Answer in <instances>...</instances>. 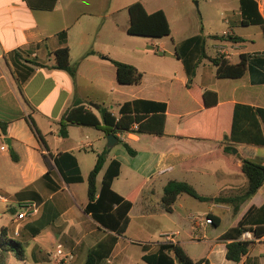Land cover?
Here are the masks:
<instances>
[{
  "label": "crops",
  "instance_id": "1",
  "mask_svg": "<svg viewBox=\"0 0 264 264\" xmlns=\"http://www.w3.org/2000/svg\"><path fill=\"white\" fill-rule=\"evenodd\" d=\"M235 1L238 3L236 19L228 17L225 22L230 26L248 27L242 23L241 0ZM255 1L264 19V0ZM136 2H141L149 13L163 10L171 26L168 11L158 5L160 0H0V123L6 126V131L0 126V139L8 146L4 152L9 157L0 161V176L6 182L0 185V192L7 194L0 193V196L6 199H2L4 202L20 205L33 201L39 206L37 214L22 221L15 219L20 208L17 212L15 207H8L16 213L11 220L14 226L1 223L0 228H10L13 237L25 245L26 252L33 254L37 264L52 262L49 244L57 248L53 258L63 264H77L82 256L86 261L89 251L111 234L85 211L88 200L79 201L76 190H70L87 181L88 197V178L84 171L89 176L95 167L98 154L104 150L102 141L105 137L101 129L77 124H69L67 136H63L62 118L76 102H81L86 110L99 118L101 106L118 115L121 106L127 102L139 99L163 102L167 104V125L174 134L127 133L122 140L137 151L136 156H131L120 142L111 148L99 176L103 179L113 159L120 161L121 172L114 180L113 189L124 198L133 199L134 203L129 212L127 232L119 237L111 255L102 264H148L144 255L156 253L160 244L166 242L165 239L147 247L143 245L140 259L134 263L130 248L135 242L126 236L133 220L146 223L156 219L158 209L146 206L147 195L158 196L160 212H166L162 197L169 181H186L197 190L214 189L209 193L198 190L201 195L213 198L231 196L247 186L238 150L225 153L223 139L231 133L236 104L264 108V51H244L247 39L229 32L228 36L241 39L233 42L227 38H213V52L209 51L206 42L207 54L215 57L216 48L228 47L235 50L231 57L234 63L245 54L250 66L243 77L219 78L217 67L205 59L197 68L192 86L188 87V77L179 59L178 72L164 78L161 73L145 67L144 55H155L161 52L160 48L172 55L167 44L151 38L147 48L143 49L138 46L137 36L128 33V7ZM63 32L65 39L61 38ZM64 47L70 49L75 76L56 67L54 53ZM112 60L137 67L144 73L143 81L134 85L120 84ZM202 90L216 94L215 106L205 107ZM97 91L102 95H97ZM92 103L99 108L91 106ZM96 146H99V152L94 150ZM253 147L255 161L264 164V157L258 156V149L264 146ZM115 149L119 150L113 154ZM11 152L16 160L11 157ZM65 154L72 155L75 160ZM57 159H61L66 172H74L77 167L83 181L65 182ZM124 174L125 182L119 183L117 189L115 185ZM102 179L100 182L98 179L99 188ZM158 187L162 189L159 195ZM183 195H179L173 205L172 215ZM140 201L143 205L141 214L134 216ZM207 202L214 204L209 207L205 219L220 217L218 227L214 221L206 224L204 218L195 220L190 215V221L185 219L189 226L186 239L176 237L181 236L180 231L163 232V236L174 235L171 242L180 244L195 261L205 260L201 264H264V227H261L260 236L254 233L258 240L252 241L249 251L239 262L226 258L227 244L231 241L222 239V235L237 226L251 207L264 206V183L237 211L231 204ZM3 216L0 211V222ZM226 217L230 223L221 229ZM209 225L214 226L213 234L209 232ZM45 230L46 240L42 235ZM142 230H147L145 225ZM193 244L201 245L200 254L194 255L188 249ZM59 251L64 254L60 255Z\"/></svg>",
  "mask_w": 264,
  "mask_h": 264
},
{
  "label": "trees",
  "instance_id": "2",
  "mask_svg": "<svg viewBox=\"0 0 264 264\" xmlns=\"http://www.w3.org/2000/svg\"><path fill=\"white\" fill-rule=\"evenodd\" d=\"M242 23L245 26H260L264 33V19L262 18L258 3L255 0H241ZM130 23L128 33L133 36L161 39L171 36V26L163 10L149 13L141 2H136L128 7ZM204 28L202 27L201 30ZM216 40H224L227 37L233 41L241 38L233 36H211ZM65 39V33L61 34ZM207 38L198 35L188 39L183 45L177 46L176 55L183 62L187 77L188 87L192 86L199 64L208 59L217 67L219 78H241L249 68L248 57L243 54L240 61L234 63L231 57L217 54L211 57L206 50ZM56 67L66 70L73 76L76 67L71 65L69 47L57 50L55 53ZM117 70V80L120 84L134 85L143 81L144 73L134 65L112 60ZM202 97L206 108L217 104L216 94L202 90ZM210 98H214L212 101ZM167 104L149 100H134L123 104L119 114H113L108 108H100V118L90 110H86L81 102L74 106L64 115L61 121L62 134L67 136L66 127L69 124L87 125L105 131L108 136L111 133L123 134L131 132L133 126L138 124L136 133L139 135L166 136L174 135L167 125ZM0 126L6 131L5 124ZM41 141L45 144L43 136L37 131ZM177 136V135H176ZM120 144L124 146L131 156H136L137 151L130 144L120 138ZM224 152L232 154L237 149L242 159V172L247 178V186L231 196L221 195L210 197L201 195L198 190L186 181L171 180L164 187L162 205L166 212H173V205L181 194H187L199 201H214L215 203L231 204L237 211L239 206L250 199L264 183V164L255 161V149L253 146H264V108L252 107L244 104H236L233 113L232 129L229 135H225ZM111 149L106 148L97 156V163L88 176V204L85 208L101 227L111 232L105 239L92 248L84 264H102L112 253L119 237L124 236L130 224L129 212L133 207V199H126L113 189L114 180L120 175L121 162L113 159L108 165L102 179V185L98 187V176L104 169L108 154ZM64 156H72L65 154ZM11 157L16 156L11 152ZM75 160V158L72 156ZM77 163V162H76ZM61 175L67 183H79L83 177L76 167L74 172H66L62 167L61 159L56 160ZM215 227L220 225L221 219L212 216ZM264 227V206L251 207L237 226L229 228L222 239L230 240L227 244L226 258L239 262L247 254L252 241L240 240L246 231H252L258 237ZM113 233V234H112ZM115 233V234H114ZM147 247V245H144ZM13 255L18 261L26 260L25 245L13 237V232L8 227L0 228V264H8L6 258ZM148 264H201L205 260L195 261L180 244L164 242L159 250L143 257Z\"/></svg>",
  "mask_w": 264,
  "mask_h": 264
},
{
  "label": "rangeland",
  "instance_id": "3",
  "mask_svg": "<svg viewBox=\"0 0 264 264\" xmlns=\"http://www.w3.org/2000/svg\"><path fill=\"white\" fill-rule=\"evenodd\" d=\"M158 5L164 7L169 13V16L171 18L172 34L167 38L157 40L165 42L167 44V49L173 54L169 55L167 53H164L162 48H160L161 52L156 53L155 55H144V62L146 65L145 67H147L151 71L161 73L162 75H164V78H168L179 70V65L177 63V60H179V58L176 55L177 46L179 47L183 45L188 39L198 35H202L207 38L209 51L211 52H213L214 49L213 47H211V44L214 43V41L213 38L210 37V35L215 34L227 36L229 32L232 34L235 33L236 35L242 36L247 39L246 46L243 48L244 51H264V33L260 26H230L225 22L228 17H230L231 19H236V6L238 5V3H236L235 0H160ZM202 27L204 28L203 30H201ZM136 38L138 40V46L142 47L143 49H146L148 43H150L151 41V38L149 37L137 36ZM227 39L233 41L228 37ZM225 46H228V44ZM216 49L217 51L213 54H222L220 51H218V48ZM224 50L229 53V57H232V53L235 51L234 49H230L228 47L224 48ZM210 67L215 68L214 66ZM96 94L102 95V92L97 91ZM102 132L103 137L105 136L102 141V149L105 150L107 148V135L105 134V131L102 130ZM5 147H8L6 145V142L0 139V161H4L5 158H9L7 157V153L4 152ZM117 148L123 150V148L120 146H118ZM119 149H115L113 151V154H116ZM94 150L99 152V146H96ZM258 156L264 157V147L258 149ZM84 175L87 179L88 172H86V170L84 171ZM98 179L100 182L102 176L100 175ZM124 180L125 174L120 178L119 181H117L118 183L115 185V187L118 189V184L124 183ZM4 183H6L5 180L1 179L0 176V185H4ZM77 186V188L72 187L70 188V190H76V192L79 194V201H87V181ZM198 190L201 193H209L214 191V189L204 190L201 188H198ZM161 192L162 189L158 187L157 194L159 195ZM0 193H4L5 195H7L3 191H1ZM145 202L147 207L156 210L158 209V215L156 219L149 220L146 223L139 220H133L130 229L131 231L126 236V238L132 239V241L135 242L134 245H132L130 248V254L132 255V260L134 261V263L140 259L143 245L162 242L166 239V237L162 234L163 232L176 233L177 231H180L179 233H181V236L176 237H178L179 239H186L188 237L189 226L186 224L185 219H189L190 221L192 218H204L205 220V215L209 211V207L214 204L213 202H202L189 195L184 194L182 201H179L177 203L176 213L172 215L169 212H160L161 202L156 195H147ZM181 204L183 206H180ZM142 206V201H140L137 204L134 216H139L141 214ZM8 207H15V210L18 212L20 205L17 204V202L9 203L4 202L2 201V199H0V211L4 213L0 224L7 223L12 225L11 220L16 213L13 211H9ZM190 215L194 217L189 218ZM229 223L230 219L228 217L224 218L221 229L227 227ZM144 225L147 229L146 231L142 230ZM208 229L211 234L215 232L214 226L212 225H209ZM46 233V230L42 232V235L45 236V240L47 239ZM49 249L52 251L51 253H49L50 250L48 252L50 256L52 255V262H48V264H63L62 261L60 262L57 261L58 259H55V257L53 258V255L57 251L56 246L49 244ZM188 249H190L194 255H198L202 252L201 245L193 244L188 246ZM26 253L27 256L24 262L18 261L17 258H15L13 255H9V257L6 258V261L8 264H37L36 262H34L33 254L30 252ZM59 253L60 255L64 254V252L61 251H59ZM48 256L49 255L46 253V257ZM84 261L85 258L82 256L77 261V264H83Z\"/></svg>",
  "mask_w": 264,
  "mask_h": 264
},
{
  "label": "built area",
  "instance_id": "4",
  "mask_svg": "<svg viewBox=\"0 0 264 264\" xmlns=\"http://www.w3.org/2000/svg\"><path fill=\"white\" fill-rule=\"evenodd\" d=\"M224 48H221L219 51L222 54L229 57V53L226 50H224ZM136 130H138V124H135L133 126L132 131L127 132V133H136ZM127 133L120 134V138H125ZM0 198L6 200L3 196H0ZM20 208H21V212L17 214V216L15 218L16 221L26 220V219L34 216L35 214H37V212L39 210L38 204L33 202V201H27V202L21 203ZM195 220H199V218H195ZM205 222H206V224H212L213 219L210 217H207L205 219ZM165 237H166V242H171L174 238V235L169 234V235H166ZM241 240L242 241H254V240H258V238H256V236L254 235V233L252 231H246L242 234Z\"/></svg>",
  "mask_w": 264,
  "mask_h": 264
},
{
  "label": "water",
  "instance_id": "5",
  "mask_svg": "<svg viewBox=\"0 0 264 264\" xmlns=\"http://www.w3.org/2000/svg\"><path fill=\"white\" fill-rule=\"evenodd\" d=\"M91 106H93L94 108L98 109L99 107L95 104H91ZM7 142L8 144L11 145V140L9 138H7ZM120 139L117 135H115L114 133H111L110 135L107 136V148L111 149L114 146H116L117 144H119Z\"/></svg>",
  "mask_w": 264,
  "mask_h": 264
}]
</instances>
